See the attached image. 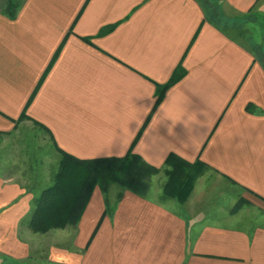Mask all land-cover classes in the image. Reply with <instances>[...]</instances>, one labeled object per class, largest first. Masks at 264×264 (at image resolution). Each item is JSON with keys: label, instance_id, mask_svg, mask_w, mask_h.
<instances>
[{"label": "crops", "instance_id": "obj_1", "mask_svg": "<svg viewBox=\"0 0 264 264\" xmlns=\"http://www.w3.org/2000/svg\"><path fill=\"white\" fill-rule=\"evenodd\" d=\"M180 62L185 76L133 152L157 167L170 152L206 163L186 202L162 200L155 178L145 197L112 184L121 197L104 214L96 186L75 226L32 232L22 214L61 151L125 155ZM0 213V264H264V0H25L13 20L0 12Z\"/></svg>", "mask_w": 264, "mask_h": 264}, {"label": "trees", "instance_id": "obj_2", "mask_svg": "<svg viewBox=\"0 0 264 264\" xmlns=\"http://www.w3.org/2000/svg\"><path fill=\"white\" fill-rule=\"evenodd\" d=\"M24 2L25 0H6L4 6H0V12L13 20ZM73 26L74 21L53 54L51 62L58 57L66 37L73 30ZM111 30H113V27L106 29V32ZM196 34L197 32L194 34L190 45L193 43ZM83 40L87 43L91 42L89 38H83ZM48 71L49 69L47 68L39 79L24 105L21 117L26 116L25 111ZM185 74L186 70L182 66V62H180L166 83L156 84V99L153 109L125 155L79 159L61 151L58 170L53 183L34 197V208L28 224L32 232L45 233L54 228H62L68 225L75 226L80 220L96 186L106 196L104 214H110L114 204L110 205L107 193L112 184L129 190L138 196L145 197L150 186L151 177L160 171H163L166 176L161 199H175L180 204L186 202L197 178L208 168L206 163L199 159L189 162L170 152L164 159L162 166L157 167L148 164L141 156L133 152V147L137 143L143 128L153 111L161 103L166 91L180 81ZM246 109H249V104ZM120 197L121 194L119 193L116 198L119 199Z\"/></svg>", "mask_w": 264, "mask_h": 264}, {"label": "rangeland", "instance_id": "obj_3", "mask_svg": "<svg viewBox=\"0 0 264 264\" xmlns=\"http://www.w3.org/2000/svg\"><path fill=\"white\" fill-rule=\"evenodd\" d=\"M17 1H21V0H17ZM5 2H6V0H0V6H4V4H5ZM42 136L44 137V138H41V134H39L38 135V143H39V146H41L40 147V152H41V157H44V158H46V156H47V160H48V162H52V160H51V157H53V159H54V163H56V158H57V154H56V151H55V149L53 148V149H49V148H46V147H44V144H45V142H44V139H45V137L46 136H48V135H46V134H42ZM21 140H23V137H21V133H19L18 135H15V137L13 138V139H8V140H5V141H14V142H16L17 144H18V142H23V141H21ZM50 140V139H49ZM21 148H22V150H23V153H25L26 151H27V149H25V148H23V145L21 146ZM37 152H38V150H37ZM23 153L21 152V154L23 155ZM60 161V160H59ZM59 165V164H58ZM52 167H55V164H53L52 165ZM57 170H58V167H57ZM206 170V169H205ZM205 170H204V172H205ZM26 171H27V169H26ZM43 171H45L46 172V170L44 169ZM204 172H203V174H204ZM43 175L45 176H47L48 175V172H46V173H43ZM45 176V177H46ZM155 178V180H157L156 181V184L158 185V186H160L161 187V189L163 188V186H164V184H165V181H166V176H165V174L163 173V171H161V172H158L157 174H155V175H153L152 177H151V180H150V186H149V188H148V191H149V189H150V187H151V184H152V181H153V179ZM24 185H26L27 186V184L25 183V182H22ZM32 185H34V183H32L31 181H29V183H28V186H32ZM114 186H118V185H114ZM101 190V189H100ZM148 191H147V194H148ZM102 192V191H101ZM118 192H119V188L117 187L116 189H113V188H111V193H110V188H109V190H108V193H107V199H109L110 200V202L111 203H113V201L116 199V195L118 194ZM103 193V192H102ZM104 194V193H103ZM146 194V195H147ZM105 196V195H104ZM106 197V196H105ZM19 199V198H18ZM22 198H20L19 199V201L21 200ZM24 200H26V201H29V198L28 197H25V198H23ZM185 203V202H184ZM33 207V206H32ZM32 207H30V209L32 210ZM30 211V210H29ZM29 211L28 212H26V213H24V214H22V219H24V218H28L30 215H31V212H30V214H29ZM0 215H2V213H0ZM26 220V219H25ZM1 264H12V263H10V262H8V263H1Z\"/></svg>", "mask_w": 264, "mask_h": 264}]
</instances>
